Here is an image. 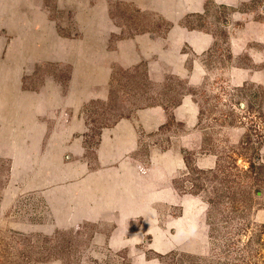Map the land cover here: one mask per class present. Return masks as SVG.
Listing matches in <instances>:
<instances>
[{"label": "rangeland", "instance_id": "374dc122", "mask_svg": "<svg viewBox=\"0 0 264 264\" xmlns=\"http://www.w3.org/2000/svg\"><path fill=\"white\" fill-rule=\"evenodd\" d=\"M56 33L87 37L98 58L105 40L133 50L112 62L107 99L79 110L82 154L2 149L0 138V264H264V176L249 173L264 164V0H0L5 55L17 35L38 45ZM149 34L163 46L139 60ZM185 97L198 112L191 125L173 116ZM151 105L165 121L138 129L140 146L125 156L135 169L100 166L99 131Z\"/></svg>", "mask_w": 264, "mask_h": 264}, {"label": "crops", "instance_id": "0c3cea01", "mask_svg": "<svg viewBox=\"0 0 264 264\" xmlns=\"http://www.w3.org/2000/svg\"><path fill=\"white\" fill-rule=\"evenodd\" d=\"M141 38L147 45L140 52L141 56L137 53L139 60L155 53L151 50L152 45L163 46L162 41H153V35ZM36 39L32 34L17 35L13 50L7 51L6 55L0 52L1 148L13 146L28 150L34 155L43 149L47 154L59 156L67 151L82 154L85 150V136L72 137L76 130L84 129V120L79 110L90 100L107 99L111 64L112 62L122 64L123 50L125 48L129 50V47L133 50V44L124 40L108 50L107 40L104 46L101 41L95 52H99L98 54L103 57L98 58L97 55H89L92 48L85 36L71 40L61 33L48 34L40 38L38 45ZM202 42L206 43L207 39L201 38L199 44L202 45ZM129 54L132 55L133 52L130 51ZM158 54L160 58L155 71L160 72L165 59L162 51ZM87 57L84 68L83 64ZM126 61L128 57H123V62ZM168 64L172 66L171 73H182L180 58ZM70 65L73 66L74 77H70ZM56 66L61 68L63 74L65 67L67 78L69 77L65 82L53 71V67ZM187 74L189 73L185 70L184 75ZM77 75L84 76L85 82L79 81ZM197 113L192 107L191 99L186 97L173 109V116L187 125L193 124ZM164 121L165 114L160 105H151L114 120L113 124L99 131L96 142L91 147L93 154L97 156V162L100 166L111 162L123 169L129 166L132 170L134 165L126 161L125 156L140 146L138 129L157 130ZM49 127L51 141L46 143Z\"/></svg>", "mask_w": 264, "mask_h": 264}, {"label": "trees", "instance_id": "16d2710c", "mask_svg": "<svg viewBox=\"0 0 264 264\" xmlns=\"http://www.w3.org/2000/svg\"><path fill=\"white\" fill-rule=\"evenodd\" d=\"M111 96H112V94H111ZM256 96H258L257 93H256ZM257 113L259 114V116L263 115V109L261 107V104H260V106H258ZM249 168H250V172H249ZM249 168H247V170H245V174H246V172H249V173L253 174L254 178H256V179H258L259 177H263L264 176V164L263 163L250 162L249 163ZM191 171L193 172L192 168H191ZM196 189H198V186H196V184L191 187V191L196 192L197 191ZM217 196H219V195H217ZM211 202H212V200H211ZM214 203H216V202H214ZM257 229L260 230V231L257 234H255V237H256L257 241H259L258 239L260 238V236L262 234H264V230H263L264 229V224H262L260 226H257L256 230ZM248 243L250 244L249 240H248Z\"/></svg>", "mask_w": 264, "mask_h": 264}, {"label": "water", "instance_id": "95a60500", "mask_svg": "<svg viewBox=\"0 0 264 264\" xmlns=\"http://www.w3.org/2000/svg\"><path fill=\"white\" fill-rule=\"evenodd\" d=\"M240 106H243V103H240Z\"/></svg>", "mask_w": 264, "mask_h": 264}, {"label": "bare ground", "instance_id": "6f19581e", "mask_svg": "<svg viewBox=\"0 0 264 264\" xmlns=\"http://www.w3.org/2000/svg\"><path fill=\"white\" fill-rule=\"evenodd\" d=\"M7 90V89H6Z\"/></svg>", "mask_w": 264, "mask_h": 264}]
</instances>
